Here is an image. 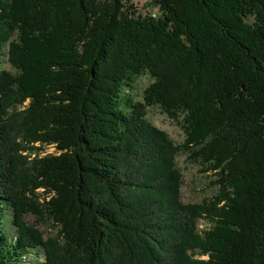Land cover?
<instances>
[{
  "label": "trees",
  "instance_id": "16d2710c",
  "mask_svg": "<svg viewBox=\"0 0 264 264\" xmlns=\"http://www.w3.org/2000/svg\"><path fill=\"white\" fill-rule=\"evenodd\" d=\"M148 5L0 0V264H264V0ZM178 152L215 195L181 201Z\"/></svg>",
  "mask_w": 264,
  "mask_h": 264
},
{
  "label": "rangeland",
  "instance_id": "374dc122",
  "mask_svg": "<svg viewBox=\"0 0 264 264\" xmlns=\"http://www.w3.org/2000/svg\"><path fill=\"white\" fill-rule=\"evenodd\" d=\"M130 3L141 13L149 12L153 15L156 13V8L151 10L148 5L149 0H130ZM0 69L14 71L6 57H2ZM153 79L148 74L140 75L135 83L132 91L133 97L137 101L143 102L144 90L152 83ZM146 119L164 131L174 144H180L184 141L185 133L179 122L169 116L158 105H151L147 107ZM47 152L54 151L52 146L46 147ZM176 166L179 168L182 175V183L180 188L181 201L183 203H197L203 199L210 198L217 193V186L214 184V175L212 172H203L201 166L187 159L184 152H178L175 157ZM28 222L35 221L32 216H26ZM205 223L201 220L198 221V228L201 229ZM37 227L43 232L44 236H53L56 232L52 222L46 218L39 220Z\"/></svg>",
  "mask_w": 264,
  "mask_h": 264
},
{
  "label": "built area",
  "instance_id": "2783aa9c",
  "mask_svg": "<svg viewBox=\"0 0 264 264\" xmlns=\"http://www.w3.org/2000/svg\"><path fill=\"white\" fill-rule=\"evenodd\" d=\"M156 13H153V15H155Z\"/></svg>",
  "mask_w": 264,
  "mask_h": 264
}]
</instances>
